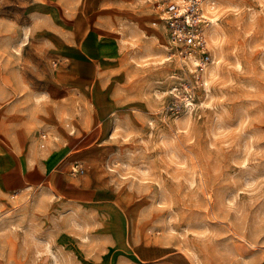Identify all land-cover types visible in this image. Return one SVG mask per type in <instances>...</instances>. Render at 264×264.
<instances>
[{
	"label": "rangeland",
	"instance_id": "obj_1",
	"mask_svg": "<svg viewBox=\"0 0 264 264\" xmlns=\"http://www.w3.org/2000/svg\"><path fill=\"white\" fill-rule=\"evenodd\" d=\"M211 1L218 21L203 69L169 48L162 24L156 37L115 41L107 61L122 103L96 87L103 131L88 132L80 118L90 100L58 119L50 78L59 59L33 17L36 0H0V264H114L130 234L191 264H264V0ZM65 129L81 149L60 167L65 178L76 160L86 172L72 179L108 199L81 204L57 187H17L14 167L39 166ZM9 161L14 173L3 172ZM106 232L120 249L98 263Z\"/></svg>",
	"mask_w": 264,
	"mask_h": 264
},
{
	"label": "crops",
	"instance_id": "obj_2",
	"mask_svg": "<svg viewBox=\"0 0 264 264\" xmlns=\"http://www.w3.org/2000/svg\"><path fill=\"white\" fill-rule=\"evenodd\" d=\"M33 17L39 22V30L46 31V46L53 50L55 57L59 59V62L54 63L55 67L59 66V68L51 74L50 78L51 89L59 95L60 115L58 119L61 121L64 118L66 107L75 108L77 100L83 103L90 100L93 111L85 104L82 111L83 116L80 118L81 127L88 132L95 130L97 132L98 129L102 132L101 120H97L96 108L92 103L94 90L98 87L103 91H108V97L115 106H121V99L118 98L120 94L117 95L114 91L121 88L123 83H120L119 79L112 78L113 76L110 77L117 71L107 59L115 53V41L121 37H141V32L156 37L154 32L158 27L160 28L161 24L166 30L154 5L147 0L145 2L141 0H36ZM115 112L116 110L112 111L109 117ZM51 116L57 119L49 111L45 119ZM55 133L59 141L49 143L54 149L49 152V157L40 162L39 166L34 165L30 158L26 170L19 171L14 167L15 163L9 161L4 165L3 172L10 171L14 167L18 179L17 187L44 184L57 187L66 196L71 197L70 200L81 204L83 202L91 204L94 201L101 202L108 199V195H98L99 191L104 192L102 190L96 189L91 193V189L94 188L88 181L72 179L74 177L71 176L70 170L78 163L76 160L69 166L68 176L71 178H65L66 172L60 167L71 160L70 157L79 153L81 149L70 145L71 140L68 138L67 129L62 133L56 130ZM19 152L16 153L21 154L23 151L19 150ZM67 167L68 165L64 168ZM1 185L5 187L6 182L2 181ZM65 189L71 190L72 193L65 192ZM77 189L89 192L75 193ZM106 236L107 244L97 259L98 263L111 247H116V242L107 232ZM260 262L264 263V259ZM114 264L191 263L182 251L171 245L137 238L130 234L128 247L117 253Z\"/></svg>",
	"mask_w": 264,
	"mask_h": 264
},
{
	"label": "built area",
	"instance_id": "obj_3",
	"mask_svg": "<svg viewBox=\"0 0 264 264\" xmlns=\"http://www.w3.org/2000/svg\"><path fill=\"white\" fill-rule=\"evenodd\" d=\"M152 3L165 24L168 46L184 61L203 69L211 61L208 27L218 21L215 2L211 0H147ZM86 170L76 163L70 170L73 177L83 176Z\"/></svg>",
	"mask_w": 264,
	"mask_h": 264
}]
</instances>
